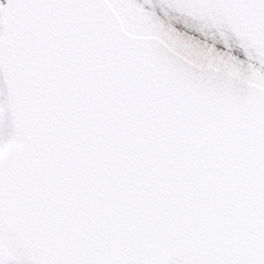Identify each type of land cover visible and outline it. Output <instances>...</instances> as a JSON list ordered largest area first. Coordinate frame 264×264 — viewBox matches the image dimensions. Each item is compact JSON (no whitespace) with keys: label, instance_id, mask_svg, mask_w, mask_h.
<instances>
[{"label":"snow or ice","instance_id":"snow-or-ice-1","mask_svg":"<svg viewBox=\"0 0 264 264\" xmlns=\"http://www.w3.org/2000/svg\"><path fill=\"white\" fill-rule=\"evenodd\" d=\"M101 2L0 0V264H264V95L162 140L26 74ZM217 3L264 31V0Z\"/></svg>","mask_w":264,"mask_h":264},{"label":"water","instance_id":"water-1","mask_svg":"<svg viewBox=\"0 0 264 264\" xmlns=\"http://www.w3.org/2000/svg\"><path fill=\"white\" fill-rule=\"evenodd\" d=\"M144 1L199 35L239 53L243 49L264 64V31L242 13L217 0ZM148 19L162 36L190 45L157 35L121 0H102L58 14V30L48 35L38 60L24 65L25 72H39L49 87L61 89L110 126L162 140L196 138L200 120L235 113L264 95L263 76L164 32Z\"/></svg>","mask_w":264,"mask_h":264},{"label":"bare ground","instance_id":"bare-ground-1","mask_svg":"<svg viewBox=\"0 0 264 264\" xmlns=\"http://www.w3.org/2000/svg\"><path fill=\"white\" fill-rule=\"evenodd\" d=\"M126 1L134 8L147 15L164 32L175 34L187 40L188 42H191L221 57L232 60L264 77V65L257 63L246 56L242 59L239 53L236 52L237 54H233L235 52L234 50L220 46L214 41H210L203 37H200L187 28L179 24H175V22L170 21L168 18H166V16H164L158 9L142 0Z\"/></svg>","mask_w":264,"mask_h":264}]
</instances>
